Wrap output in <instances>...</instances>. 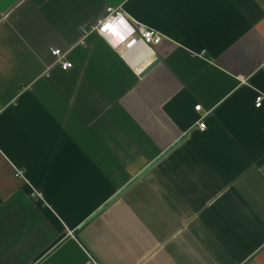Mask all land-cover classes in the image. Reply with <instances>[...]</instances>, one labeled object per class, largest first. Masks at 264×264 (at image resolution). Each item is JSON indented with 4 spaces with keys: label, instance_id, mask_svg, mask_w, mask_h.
<instances>
[{
    "label": "crops",
    "instance_id": "0c3cea01",
    "mask_svg": "<svg viewBox=\"0 0 264 264\" xmlns=\"http://www.w3.org/2000/svg\"><path fill=\"white\" fill-rule=\"evenodd\" d=\"M263 64L264 0H0V264H264Z\"/></svg>",
    "mask_w": 264,
    "mask_h": 264
},
{
    "label": "built area",
    "instance_id": "2783aa9c",
    "mask_svg": "<svg viewBox=\"0 0 264 264\" xmlns=\"http://www.w3.org/2000/svg\"><path fill=\"white\" fill-rule=\"evenodd\" d=\"M92 31L97 32L105 38L108 36L107 39L110 41H112L111 35L116 36L127 31L128 35H126L119 43V46L123 45L129 51L142 46L153 48L154 46H158L163 40V35L161 33L133 18H130L129 14L124 11L122 6H108L106 9V15L102 20L84 28V33L86 35ZM51 53L55 58V64L59 65L64 70L72 68L73 62L64 51L54 48L51 50ZM262 68L264 69V64L262 65ZM263 100L264 96L259 95L256 98V107H260ZM195 109L200 111L201 106L198 105ZM198 123L201 130L206 129L207 125L204 121V117H202ZM16 175L24 177L22 170H17Z\"/></svg>",
    "mask_w": 264,
    "mask_h": 264
},
{
    "label": "water",
    "instance_id": "95a60500",
    "mask_svg": "<svg viewBox=\"0 0 264 264\" xmlns=\"http://www.w3.org/2000/svg\"><path fill=\"white\" fill-rule=\"evenodd\" d=\"M161 61L160 57H156V59L150 63L140 74L141 77L146 75L151 69H153L159 62Z\"/></svg>",
    "mask_w": 264,
    "mask_h": 264
},
{
    "label": "bare ground",
    "instance_id": "6f19581e",
    "mask_svg": "<svg viewBox=\"0 0 264 264\" xmlns=\"http://www.w3.org/2000/svg\"><path fill=\"white\" fill-rule=\"evenodd\" d=\"M111 42L114 44V45H119V40L115 37V36H113V35H111ZM107 38H108V36H107Z\"/></svg>",
    "mask_w": 264,
    "mask_h": 264
}]
</instances>
